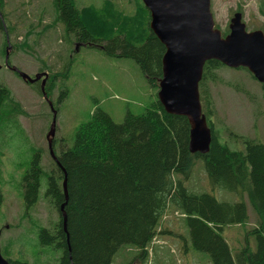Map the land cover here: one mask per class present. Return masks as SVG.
Segmentation results:
<instances>
[{"label": "trees", "instance_id": "1", "mask_svg": "<svg viewBox=\"0 0 264 264\" xmlns=\"http://www.w3.org/2000/svg\"><path fill=\"white\" fill-rule=\"evenodd\" d=\"M140 1L133 14L123 17L119 24L121 29L105 21L106 30L102 34L107 36L103 39L94 37L74 0H54V3L56 19L64 31L74 34L76 44L100 48L116 58L135 60L157 94L166 48L150 28V12ZM105 4L124 14L113 1ZM91 9L98 10V7L91 5ZM0 12L3 13L1 5ZM261 12L264 14V0ZM0 28L4 31L2 23ZM113 28H118L120 34L112 35ZM227 32L229 29L224 35ZM76 51L75 48L72 53ZM70 61L67 57L62 76L68 77ZM221 66L225 65L215 59L204 66L199 88L206 117L213 113V101L205 83L216 79L214 72ZM56 76L58 74L49 73L45 86L54 106L55 88L51 83ZM38 82V90L43 95L41 81ZM67 94L65 88L58 103ZM8 96L9 91L0 84V113ZM151 104L140 114L128 111L122 122H116L98 107L91 119L78 127L72 146L61 145L60 151L55 149L61 165L53 162L46 174L45 197L58 211V220L39 230L41 247L58 251V264H112L115 255L125 246L136 248L134 259L149 262L152 250L157 252L161 248L154 242L157 235L167 232L161 227L163 218L173 210L182 215L188 229L184 249L193 247L208 253L212 264H264V143L230 130L231 136L246 144L244 151L233 149L220 141L214 123L208 119L212 128L210 149L204 154L192 153L188 118L168 113L157 95ZM201 159L205 162L210 187L233 192L239 197L238 201H221L211 193L192 189L187 182ZM43 176L41 155L36 153L23 180L27 210L40 202ZM65 178L68 199L63 189ZM3 202L0 190V209ZM63 203L66 230L60 209ZM248 203L259 218L256 227L248 232L255 238L256 248L253 250L248 244L234 259L221 232L225 226L248 221ZM7 259L13 264H24ZM157 260L155 258L153 264H157Z\"/></svg>", "mask_w": 264, "mask_h": 264}, {"label": "rangeland", "instance_id": "2", "mask_svg": "<svg viewBox=\"0 0 264 264\" xmlns=\"http://www.w3.org/2000/svg\"><path fill=\"white\" fill-rule=\"evenodd\" d=\"M5 1V0H4ZM109 0H74L75 7L90 24L94 37L105 38V21L120 27L123 17L128 18L140 0H110L124 12L120 14L107 7ZM91 5L98 7L91 9ZM262 0H212V11L219 29H229L230 19L241 9L247 30H264ZM97 11V12H96ZM54 0H6L3 16L14 50L10 64L32 75L39 70L56 73L53 99L57 110L55 147L72 146L78 127L91 119L93 111L100 107L116 122H122L128 111L142 113L156 98L151 86L137 62L130 58H116L97 47L81 45L76 52L77 40L73 33L64 31L56 19ZM119 15H122L120 18ZM134 16V15H133ZM131 17V16H130ZM133 19V18H132ZM125 22L122 27L125 31ZM112 35L120 34L113 28ZM6 35L0 29V84L9 91L0 113V190L4 202L0 209V245L6 258L24 264H58L60 253L43 248L38 232L58 220V211L45 197L46 174L53 167L47 133L52 123V108L34 83L23 80L4 63ZM70 54V56H69ZM70 61V71L64 63ZM66 73V72H65ZM64 73V74H65ZM216 79L205 85L213 101V113L208 117L214 123L222 143L236 150H245L246 144L230 135L236 134L257 139L264 143V86L246 69L221 66L215 70ZM68 94L58 103L60 93ZM159 88V87H158ZM54 147V149H55ZM36 153L41 155L45 170L40 190V202L26 209L23 180ZM197 192H208L221 201L235 202L239 197L224 189H212L205 169L199 160L187 182ZM249 219L242 224L225 226L221 234L228 242L232 255L249 244L255 250L256 240L248 232L258 224V215L248 203ZM167 232L157 235L149 262L136 258L137 250L125 246L115 255L112 264H212L208 253L184 249L189 237L182 215L168 211L161 223ZM170 231H172L170 233ZM153 242V243H154ZM5 252V253H4Z\"/></svg>", "mask_w": 264, "mask_h": 264}, {"label": "water", "instance_id": "3", "mask_svg": "<svg viewBox=\"0 0 264 264\" xmlns=\"http://www.w3.org/2000/svg\"><path fill=\"white\" fill-rule=\"evenodd\" d=\"M151 19L150 28L165 45L162 57V77L159 79L158 99L171 114L186 116L191 125L189 149L192 153H207L212 142V128L203 112L199 84L205 63L215 59L232 68L245 67L264 84V30L248 31L241 12L231 19L230 32L223 36L216 27L212 0H143ZM2 17V16H1ZM79 45H77V49ZM12 45L8 41L5 63L9 65ZM2 64L0 63V70ZM19 72L23 80L34 83L41 80L44 97L53 111V120L47 133L50 153L57 165H61L55 151L57 110L45 90L49 77L47 72L34 77ZM63 189L68 199L66 178ZM63 227L66 230L65 203L61 205ZM1 236V231H0ZM0 264H13L2 254Z\"/></svg>", "mask_w": 264, "mask_h": 264}, {"label": "flooded vegetation", "instance_id": "4", "mask_svg": "<svg viewBox=\"0 0 264 264\" xmlns=\"http://www.w3.org/2000/svg\"><path fill=\"white\" fill-rule=\"evenodd\" d=\"M5 3H6V0L4 1V0H0V5L2 6V7H4L5 6ZM2 16V17H1ZM2 23V25H3V27H4V25L6 24L5 23V19H4V16H3V13L2 12H0V24ZM1 29V28H0ZM11 39H7V41H10ZM10 43L12 44V42L10 41ZM7 47H8V44L7 45H5V56H6V53H7ZM5 59V58H4ZM41 72H44V70H39V71H37L36 73H34V74H32V76H35L37 73H41ZM18 75H19V73H17ZM39 84V82H37L36 83V85H38Z\"/></svg>", "mask_w": 264, "mask_h": 264}]
</instances>
